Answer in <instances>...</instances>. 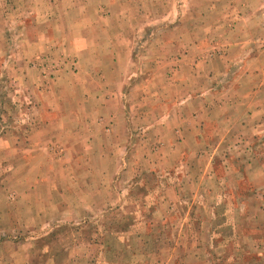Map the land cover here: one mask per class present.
I'll list each match as a JSON object with an SVG mask.
<instances>
[{"label": "rangeland", "instance_id": "1", "mask_svg": "<svg viewBox=\"0 0 264 264\" xmlns=\"http://www.w3.org/2000/svg\"><path fill=\"white\" fill-rule=\"evenodd\" d=\"M0 264H264V0H0Z\"/></svg>", "mask_w": 264, "mask_h": 264}, {"label": "crops", "instance_id": "2", "mask_svg": "<svg viewBox=\"0 0 264 264\" xmlns=\"http://www.w3.org/2000/svg\"><path fill=\"white\" fill-rule=\"evenodd\" d=\"M231 66V64L230 65H228V67H230ZM129 81L131 82V84L132 83H135V81H132L131 80V77H129ZM182 84V82H180V83H178V85H181ZM184 84V83H183ZM188 93V92H187ZM192 97H196V95L195 96H192ZM176 107H177V110L178 111H180L181 109L176 105ZM186 111H187V108L185 109ZM183 111H184V108H183ZM144 121H146V120H144ZM157 121V120H156ZM147 123V122H146ZM158 123H162V119H159V121H158ZM162 126V125H161Z\"/></svg>", "mask_w": 264, "mask_h": 264}]
</instances>
